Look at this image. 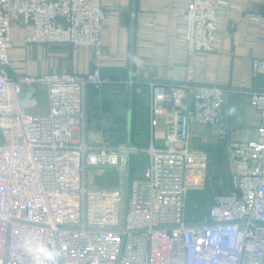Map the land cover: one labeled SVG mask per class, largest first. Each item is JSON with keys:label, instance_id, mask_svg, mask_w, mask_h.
<instances>
[{"label": "built area", "instance_id": "obj_1", "mask_svg": "<svg viewBox=\"0 0 264 264\" xmlns=\"http://www.w3.org/2000/svg\"><path fill=\"white\" fill-rule=\"evenodd\" d=\"M108 8L104 0H0V264H33L24 238L56 249V264H264V87L238 88L260 115L252 141L231 139L228 90L197 83L188 65L181 82L149 83L147 148L88 143L79 132L87 88L130 83L101 72ZM227 9L228 0H185L174 10V38L186 55L215 51ZM14 23L33 28L26 43L92 49V71L12 73ZM252 75L264 76V57L252 61ZM35 86L47 90L46 112L30 111L37 100L23 88ZM193 125L218 127L234 188L210 196L208 206L195 203L201 214L188 221L189 191L203 189L208 165L188 146ZM127 152L147 159L129 179L125 209ZM90 167L115 169L120 184L89 186Z\"/></svg>", "mask_w": 264, "mask_h": 264}, {"label": "crops", "instance_id": "obj_2", "mask_svg": "<svg viewBox=\"0 0 264 264\" xmlns=\"http://www.w3.org/2000/svg\"><path fill=\"white\" fill-rule=\"evenodd\" d=\"M183 1L185 0H104L109 8L102 35L106 58L101 72L113 78H124L130 83L104 86L100 90L87 88L85 119L79 132L88 143L126 145L128 106L131 98V146L147 148L151 140L149 83L181 82L185 78L188 65L193 67L197 83L217 85L228 90L224 105L229 110L225 121L229 125L231 139L241 142L257 139L260 115L250 103L248 94L238 88L241 84H245L248 89L264 87V76L252 75V61L264 57V28L256 23L258 18L264 21V0H228L226 14L219 20L222 31L215 37V51L199 57L186 55V47L174 38L178 27L174 10ZM154 30L161 33L152 34ZM33 33L30 26L13 24L10 37L14 45L9 51L12 73H26L30 76L51 73L85 75L92 71V49H83L77 53L65 44L26 43V37ZM27 92L34 93L37 100V105L31 112L48 111L46 88H23V93ZM116 97L126 100V136L122 142L112 144L107 139L110 138L111 130H120L122 114L116 113L111 122L105 120L109 125L99 116L102 107L107 106V101ZM135 114L142 117L139 125L145 130L143 139L133 132ZM188 146L207 156L203 189L195 191H199L197 203L201 207L208 206L210 196L225 194L234 188V162L227 143L220 139L218 127L215 125L191 126ZM141 155L144 162L147 155ZM131 162L132 155L130 177L139 172L138 169V172L131 175ZM100 172L107 171L102 169ZM117 176L120 179L119 174Z\"/></svg>", "mask_w": 264, "mask_h": 264}, {"label": "rangeland", "instance_id": "obj_3", "mask_svg": "<svg viewBox=\"0 0 264 264\" xmlns=\"http://www.w3.org/2000/svg\"><path fill=\"white\" fill-rule=\"evenodd\" d=\"M108 104L107 106H103L102 109L100 110V116L99 118L103 117V120L111 122L112 118L114 116L116 117V113L121 112V123L119 127V131L113 132L111 130V135L110 138L107 139L112 144H117L120 141L122 142L125 139L126 136V100L122 98H112L107 101ZM141 116L139 114H135L133 116V132L137 136L139 134V137L143 139L145 130L139 125V121L141 120ZM102 119V118H101ZM105 121V122H106ZM107 124V122H106ZM109 125V123L107 124ZM111 126V125H110ZM108 130V129H107ZM113 132V134H112ZM141 154H137L132 156V162H131V175L138 172L139 165L142 164L144 157ZM102 168L98 167H90L86 169L85 172V177H86V182L89 186H104L107 187L108 185L111 186H118L119 185V180L118 178L113 179L111 176L108 177L112 172H115V169H106L107 172H100ZM119 174L118 172H116ZM108 175V176H106ZM116 180V181H115ZM199 196V191L195 190H190L189 195H188V200H187V220L190 221L193 219V217H198L199 214H201L200 209H195L194 204L197 203V199Z\"/></svg>", "mask_w": 264, "mask_h": 264}, {"label": "clouds", "instance_id": "obj_4", "mask_svg": "<svg viewBox=\"0 0 264 264\" xmlns=\"http://www.w3.org/2000/svg\"><path fill=\"white\" fill-rule=\"evenodd\" d=\"M23 247L32 259L33 264H56L59 252L49 247L42 240L35 238H24Z\"/></svg>", "mask_w": 264, "mask_h": 264}, {"label": "water", "instance_id": "obj_5", "mask_svg": "<svg viewBox=\"0 0 264 264\" xmlns=\"http://www.w3.org/2000/svg\"><path fill=\"white\" fill-rule=\"evenodd\" d=\"M133 40H134V31L132 35V52H133ZM131 88V86H130ZM131 125H132V101L131 98L129 99V106H128V126H127V140H126V146H131ZM130 161H131V155L129 152L126 154V163H125V173H124V198H125V209L127 205V197H128V186H129V179H130Z\"/></svg>", "mask_w": 264, "mask_h": 264}, {"label": "trees", "instance_id": "obj_6", "mask_svg": "<svg viewBox=\"0 0 264 264\" xmlns=\"http://www.w3.org/2000/svg\"><path fill=\"white\" fill-rule=\"evenodd\" d=\"M106 176H108V175H106ZM112 177L113 179H116V178H118V176H117V173L116 172H112V174H110L108 177ZM117 180V179H116ZM115 180V181H116ZM111 185H108V187H110Z\"/></svg>", "mask_w": 264, "mask_h": 264}]
</instances>
